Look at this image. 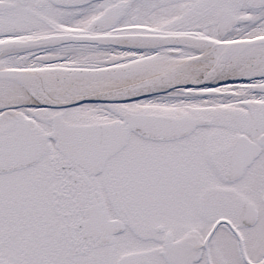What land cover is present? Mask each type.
<instances>
[{
    "label": "snow or ice",
    "instance_id": "obj_1",
    "mask_svg": "<svg viewBox=\"0 0 264 264\" xmlns=\"http://www.w3.org/2000/svg\"><path fill=\"white\" fill-rule=\"evenodd\" d=\"M0 264H264V0H0Z\"/></svg>",
    "mask_w": 264,
    "mask_h": 264
}]
</instances>
